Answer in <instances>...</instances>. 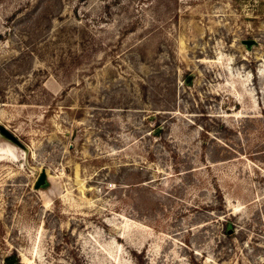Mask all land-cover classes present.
<instances>
[{
  "label": "rangeland",
  "instance_id": "374dc122",
  "mask_svg": "<svg viewBox=\"0 0 264 264\" xmlns=\"http://www.w3.org/2000/svg\"><path fill=\"white\" fill-rule=\"evenodd\" d=\"M0 264H264V0H0Z\"/></svg>",
  "mask_w": 264,
  "mask_h": 264
},
{
  "label": "water",
  "instance_id": "95a60500",
  "mask_svg": "<svg viewBox=\"0 0 264 264\" xmlns=\"http://www.w3.org/2000/svg\"><path fill=\"white\" fill-rule=\"evenodd\" d=\"M249 43H253L254 41L250 40ZM47 179V171L46 169L42 170V173L36 183V187L38 188L45 180Z\"/></svg>",
  "mask_w": 264,
  "mask_h": 264
}]
</instances>
